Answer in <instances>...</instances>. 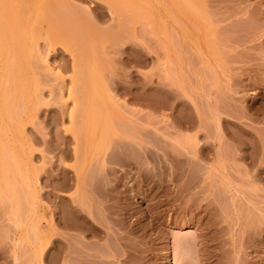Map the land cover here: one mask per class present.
Segmentation results:
<instances>
[{"label":"rangeland","instance_id":"rangeland-1","mask_svg":"<svg viewBox=\"0 0 264 264\" xmlns=\"http://www.w3.org/2000/svg\"><path fill=\"white\" fill-rule=\"evenodd\" d=\"M206 1L200 31L176 34L186 0H131L134 16L118 0H0V179L18 184L0 199V264H51L65 239L69 264H264V0ZM64 112L105 115L87 160L78 137L95 121ZM199 112L224 130L225 172L198 126L168 137ZM74 219L82 235L63 230Z\"/></svg>","mask_w":264,"mask_h":264},{"label":"bare ground","instance_id":"bare-ground-1","mask_svg":"<svg viewBox=\"0 0 264 264\" xmlns=\"http://www.w3.org/2000/svg\"><path fill=\"white\" fill-rule=\"evenodd\" d=\"M109 1V0H108ZM111 1V0H110ZM115 1V3H116V0H114ZM202 1H204V0H202ZM201 0H186V5H185V7H186V9H185V7H184V9H185V14H182V12H181V10H184V9H177L176 7V9L177 10H179V12H181V15H184L183 16V18H182V21H180V20H178L179 19V16H178V12L173 8V12L171 13V16H172V19L174 20H177V22L176 23H174V22H171V24H167V30L170 32V33H176V34H178V33H182V32H186V33H188V34H190V33H192L194 30H199L200 29V27H201V25H199V23H198V21H199V18H198V15L196 14L195 15V12L196 11H198L199 12V10L200 9H202V8H204V7H202V5L200 6V5H196V4H198V2H202ZM206 1V0H205ZM210 2V0H207L206 2L207 3H209ZM111 3V2H110ZM196 3V4H195ZM203 3V2H202ZM206 3V4H207ZM112 4V3H111ZM205 4V6H208L209 5V8L208 7H206V9L208 10V9H210V7L212 6H210V4H207L206 5ZM114 5V4H113ZM118 5L120 6H118V8L116 9V10H118L119 12L121 11L122 13H123V15L124 14H131V15H139V14H141V11H139V9L137 10V9H135V8H133V7H131V0H118ZM183 5V6H184ZM115 6V5H114ZM198 6H199V8H198ZM213 6H214V4H213ZM117 7V5L115 6V8ZM202 7V8H201ZM109 8H111V7H109ZM108 8V9H109ZM183 8V7H182ZM110 10V9H109ZM168 10V9H167ZM207 10H205V11H207ZM110 11H112V10H110ZM202 11H204V9H202ZM134 13V14H133ZM183 13H184V11H183ZM206 13V12H205ZM208 13V12H207ZM180 14V13H179ZM200 14V13H199ZM201 15V14H200ZM207 15V14H206ZM125 16V15H124ZM202 17V16H201ZM202 19V18H201ZM209 19V18H208ZM174 20V21H175ZM170 22V21H169ZM200 31V30H199ZM193 34V33H192ZM174 35V34H173ZM188 37V36H187ZM187 44H188V42H187ZM192 45V44H191ZM190 48H192V47H190L189 46V50H191ZM36 49H37V46H36ZM193 51V50H192ZM188 52V51H187ZM35 53V52H34ZM195 55H196V53H195ZM36 56H37V54H36ZM194 59H195V57H194ZM193 67V66H192ZM75 68V67H74ZM51 69V68H50ZM49 69V70H50ZM52 70V69H51ZM59 79V78H58ZM62 79V78H61ZM65 82V81H64ZM65 86V85H64ZM68 87V86H67ZM71 87V86H70ZM86 87V86H85ZM63 88H66V87H63ZM63 88H62V90H63ZM86 90V89H85ZM200 91V90H199ZM208 95H210V94H208ZM218 95V94H217ZM204 97H205V93H204ZM212 97H214V96H206L205 98H206V100H207V103H206V105H207V107H208V109H209V114L211 115V117H212V120H218V122L223 118V116L224 115H228V111L226 110V108L225 107H223L222 106V104H221V102L220 101H217L216 100V104L215 105H213V104H211V101H212ZM196 98H197V96H196ZM215 98V97H214ZM217 98V97H216ZM200 99V98H199ZM218 99V98H217ZM205 100V99H204ZM204 100H202V101H204ZM215 101V100H214ZM213 101V102H214ZM172 103V102H171ZM173 103H176V101H173ZM198 104H199V102H197ZM204 103V102H203ZM204 103V104H205ZM172 105H174V104H172ZM174 108V106H172V110H174L173 109ZM67 110H69V109H67ZM198 110V109H197ZM197 112V111H196ZM75 113L76 112H74V114L71 112V114H68V112H64V114H63V119H65V117H67V118H70L71 119V121H72V123H73V120H75V121H78V122H80V123H83V120H85V119H87V118H92L93 119V121H95V123H96V128H94L95 127V123L93 124V126L94 127H91V128H93V130H91V132L89 133L88 132V130L87 129H85V131H84V133H83V130H82V134H81V131H80V134H81V137H78V136H80V135H78V133L76 134V135H74V137L75 138H77L78 137V140L79 141H81L80 143H82L83 142V146L85 147V145H86V147L84 148L85 149V157H86V160H87V157H88V154L90 153V152H94L95 150H98L97 149V147L99 146V143H100V141L101 140H103V138H102V136L104 135V133H103V129L100 127V124L101 123H103V121L105 120V118H104V116L102 117L100 114H95V115H91L90 113L88 114L87 112H84V113H79L77 116L75 115ZM77 114V113H76ZM198 120H197V123L195 124V122L194 121H192L193 119H183V120H181V121H178V119L177 120H174V119H172V121L171 122H169L168 124V129H167V131L169 132L168 133V137L169 138H171V139H176L177 137H179V136H183L184 135V131H188V130H190V129H193L195 126L197 127L198 126V128H199V130L200 131H202V132H205V137H207V138H214L215 139V148L217 149V166L216 167H211L210 168V170H215V171H217V172H225V169H224V166L222 165V163H224L225 162V159H226V155H225V153H224V151H223V146H222V143L224 142V140H223V135H224V130L220 127V125H219V123L217 124L218 125V127L217 128H215V130L214 131H211V129H210V125L208 124V121H207V119H206V117L204 116V115H202L200 112L198 113ZM108 116V115H107ZM172 116H174V115H172ZM230 116V115H229ZM104 118V119H103ZM109 120H110V118H109ZM180 120V119H179ZM186 120V121H185ZM74 124V123H73ZM77 125V124H76ZM83 125V124H82ZM88 126L86 127V128H88L89 127V124H87ZM74 126V125H73ZM136 128V127H135ZM77 130V129H76ZM75 130V131H76ZM95 130H97V132H98V134H100L101 133V136L100 137H98V136H96L97 135V133L95 132V135H94V133H93V135H92V132H94ZM137 130L138 131H140L138 128H137ZM76 132H78V131H76ZM75 132V133H76ZM74 133V134H75ZM77 136V137H76ZM197 136V135H196ZM189 137L188 139H189V143L192 145L193 144V146H190V144H189V146L192 148H198L197 147V144L199 143V141H197V139H198V137ZM77 140V139H76ZM77 140V141H78ZM199 140V139H198ZM193 141L194 142H197V144L196 143H193ZM192 142V143H191ZM78 143V142H77ZM194 144H196V146L194 145ZM199 145V144H198ZM101 146V145H100ZM99 146V147H100ZM78 147V146H77ZM82 149V148H81ZM83 149V150H84ZM201 149V148H200ZM203 149V148H202ZM64 150V149H63ZM83 150H81L82 152H83ZM78 151V150H77ZM99 151V150H98ZM73 152V151H72ZM62 153H63V151H62ZM95 153H97L98 154V152H95ZM95 153H93V154H95ZM101 153V152H100ZM112 153V152H111ZM97 154H95V155H97ZM103 154H105V153H103ZM63 155V154H62ZM90 155H92V154H90ZM111 155V154H110ZM65 156V155H64ZM63 157V156H62ZM108 157V156H107ZM106 157V158H107ZM81 158V157H80ZM104 158H105V156H103L102 155V157L101 158H99L100 159V161H102V159L104 160ZM65 159V158H64ZM98 159V160H99ZM205 159H207L206 158V156H204V155H202V162H205ZM109 160V159H108ZM88 163V162H87ZM102 163V162H101ZM222 166H221V165ZM220 165V166H219ZM99 166V165H98ZM101 167H103V166H101ZM221 167V168H220ZM91 168V167H90ZM100 168V167H99ZM98 168V169H99ZM86 169V167L84 168V170ZM97 169V168H96ZM89 170V169H88ZM84 174V173H83ZM225 174V173H224ZM2 179V178H1ZM0 179V199H3V193L4 194H9L8 192H3V190H5V188L7 187V189H9L10 187H11V185H13L14 183V185H16L17 184V182H14L13 184H12V182H11V185H10V182H8L9 180L7 179V181H3V179L1 180ZM18 179V178H17ZM90 179V178H89ZM80 180V179H79ZM92 180H93V178H92ZM90 181V180H89ZM78 182V181H77ZM21 183V182H20ZM78 184V183H77ZM92 184V183H91ZM13 185V186H14ZM18 185V184H17ZM21 185V184H20ZM10 186V187H9ZM79 186V185H78ZM83 186V185H82ZM17 187V186H16ZM67 187V186H66ZM14 188H15V186H14ZM18 188V187H17ZM16 188V189H17ZM85 188V187H84ZM5 190V191H9V190ZM86 189V188H85ZM12 191V190H11ZM18 191V190H17ZM98 192V191H97ZM16 193V192H15ZM85 198H88V197H85ZM30 200V199H29ZM28 200V201H29ZM36 199H33V202L35 201ZM76 200V199H75ZM88 200H90L89 198H88ZM1 201V200H0ZM8 201V200H7ZM6 201V202H7ZM81 201V200H80ZM35 202H37V201H35ZM87 202V199L85 200L84 199V201H83V199H82V203H86ZM31 203H32V201H31ZM88 203V202H87ZM5 204L6 203H4V201H1L0 202V211L2 210L3 211V209H4V207H5ZM33 204H35V203H33ZM33 204H32V206H33ZM31 205V204H30ZM30 205H29V208H31V209H29V214H30V216H32V217H34L35 216V213L38 211L37 209V206L35 207V208H33L32 206L30 207ZM37 205V204H36ZM83 205V207L82 208H80V207H78V208H80L79 210H77V211H75V208L73 209V211H72V214H74L73 216H76L75 218H80V219H84L85 221H86V215L88 216H91V217H93L94 215L92 214V210L89 208L90 207V204H82ZM87 206V208H86V206ZM35 206V205H34ZM77 206V205H76ZM33 208V209H32ZM37 208V209H36ZM21 209V208H20ZM97 210V209H96ZM11 212H14V210H11ZM15 212L17 213L18 212V209H16L15 210ZM15 212H14V217H16V219L17 220H19V218H18V216L17 215H15ZM23 212V211H22ZM67 212V211H66ZM97 212V211H96ZM83 213H85V216H83ZM22 214V213H21ZM13 215V214H12ZM88 216V217H89ZM36 218V217H35ZM38 218V217H37ZM72 218V217H71ZM74 218V217H73ZM78 218V219H79ZM97 218V217H96ZM8 219H9V217H8ZM7 219V220H8ZM12 219H13V217H12ZM11 218L9 219L10 221L12 220ZM79 219V220H80ZM31 220H34V219H32L31 218ZM73 220V219H72ZM72 220H71V222L69 221V222H67L66 221V223L64 224L63 223V225H62V228H63V230H70L71 232L73 231H75V232H79V234L81 233V232H83L84 230H85V227H83V226H80L79 224H78V221L76 222V219H74V222L72 223ZM20 221V220H19ZM41 221V220H40ZM16 222V220L13 222V223H15ZM37 222V221H36ZM36 222H34V223H36ZM87 222V221H86ZM97 222V221H96ZM31 223V222H30ZM40 223V222H39ZM39 223L37 224V225H35V226H32V225H34V224H32V225H30V227H29V230H30V228H31V226H32V228H31V230H32V232L34 233V231H37V233H38V231H39V233H40V235H38V234H36V238H38V240L40 239V240H42V243H40L39 245V257H38V259L40 260V258H42V257H44L43 255H44V253H45V249H46V247H47V245H45V242H44V240H43V235H42V226L40 227L39 226ZM83 223V222H82ZM16 225L18 226V228H19V222H17L16 223ZM54 226V225H53ZM49 228H51V233H53V235L55 236V235H57L58 234V229H57V227H55L54 226V228L53 227H49ZM60 228V227H59ZM30 230V231H31ZM59 230H61V229H59ZM8 232V231H7ZM42 232V233H41ZM68 234V233H67ZM66 234V235H67ZM77 234V233H76ZM22 235V234H21ZM70 235V234H69ZM81 235H82V233H81ZM110 235V234H109ZM45 236V235H44ZM76 236H78V235H76ZM27 237V236H26ZM30 237V236H29ZM60 237V236H59ZM72 236L70 235V238H71ZM75 237V236H74ZM8 238V237H7ZM31 238V237H30ZM78 238V237H77ZM77 238H74V240H78ZM80 238V237H79ZM29 239V238H28ZM71 239H73V237L71 238ZM26 240V239H25ZM55 240V239H54ZM66 241H67V243L66 244H64V243H61V242H58V243H61L62 244V248L61 249H59V250H57L58 252L56 253V255H54V257L52 258L51 257V261H52V263L51 264H61V262H63L64 264H69L72 260H74L73 258L75 257H73V255H74V252H75V254H76V256H79V254H77L76 253V251H78L77 249V247L76 248H74V244L72 243V244H70V240H68V239H65ZM37 241V240H36ZM70 241V242H69ZM35 242V241H34ZM63 242V241H62ZM75 243V242H74ZM78 244H79V242H77ZM31 244V243H30ZM53 244H54V242H53ZM60 244V245H61ZM80 244H82V243H80ZM79 244V245H80ZM72 245H74V246H72ZM78 245V247H80ZM83 246H84V244H83ZM102 247V246H101ZM49 249V248H48ZM76 249V250H75ZM86 249V248H85ZM99 249V248H98ZM104 249V248H103ZM37 250H38V247H37ZM75 250V251H74ZM79 250L81 251L82 249H80L79 248ZM97 250V249H96ZM56 251V250H55ZM97 251H99V250H97ZM38 252V251H37ZM79 252V251H78ZM91 254V253H90ZM29 255V254H28ZM36 255H38V253L36 254ZM107 255V254H106ZM47 256V255H46ZM83 256V255H82ZM93 256V255H92ZM98 256V255H97ZM110 256V255H109ZM77 258H80V256L79 257H76L75 259L76 260H78ZM37 259V258H36ZM84 259V258H83ZM87 259V258H86ZM38 261V260H37ZM45 262L44 263H46V260H44ZM78 261H80V260H78ZM31 262V261H30ZM49 263V262H48ZM92 263V262H91ZM79 264V263H78Z\"/></svg>","mask_w":264,"mask_h":264}]
</instances>
